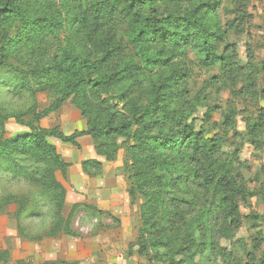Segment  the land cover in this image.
Segmentation results:
<instances>
[{"label": "trees", "instance_id": "16d2710c", "mask_svg": "<svg viewBox=\"0 0 264 264\" xmlns=\"http://www.w3.org/2000/svg\"><path fill=\"white\" fill-rule=\"evenodd\" d=\"M38 1L28 0L33 6L24 10L19 0H0V18L9 21L17 18L24 25L17 30L18 36L11 38L15 43L21 40L24 30L35 33L29 39L34 40L29 54L34 63L28 70L44 81L40 90L53 95V106L26 122L17 115L7 116L29 130L25 135L16 136L15 141L21 140L16 146L38 149L49 159L54 170L56 206L61 216L45 238H55L59 231L66 236L81 238L67 227V222L80 210L92 209L95 218L111 219L116 226L119 225L109 214L89 204L76 205L68 216H64L65 190L57 182L55 174L60 173L65 179L69 164L47 140L56 138L78 148L76 140L82 136L90 137L96 154L108 162L123 152L120 171L128 184L127 193L134 202L136 197L145 200L139 212L143 228L147 227L148 218L156 206L160 205L161 209L163 203L169 202L181 210L171 195L180 191L184 193L183 188L192 191L190 185L196 184L201 192L197 201H205V193L212 185L215 186L221 195L226 219L236 229V198L240 196L242 201H246V192L236 186L222 164L213 160L219 141L206 138L203 129L195 130L194 119H191L193 103L186 84H182L190 72L185 64L174 62L187 59L188 52L192 51L198 54L197 62L201 68L217 66L224 75L227 74L225 72L236 74L242 70L236 63L235 48L232 50L226 46L223 51L221 49L231 31V23L229 30L220 23L218 11L221 0H76L72 10L74 20L81 23L85 33L82 34L80 55L74 54L75 48L70 42H62L58 38L43 39L45 34L39 37L40 31L55 32L65 22L55 14H46L48 7L45 5L52 6L54 0ZM239 16L242 19L243 15ZM232 28L238 29L239 24L232 25ZM2 51L0 48V62L5 60L1 58ZM160 68L167 69L163 84L138 97L136 94H139L143 73L153 74ZM245 70L256 78L254 66L250 64ZM250 87H255V84ZM104 94L108 97L102 99ZM71 96H74L73 101L86 122L85 131L65 136L59 126L50 129L38 127L41 118L57 110ZM120 105L121 109L118 108ZM5 119L0 117V121ZM81 167L89 177L99 176L102 170L101 163L91 160L82 162ZM213 167H219V171L214 173ZM177 210L164 221L167 229L171 230L169 233L177 234L174 240L183 237L179 226L183 227L184 223L179 217L184 212L179 215ZM185 217L188 218L185 228L190 227V217L188 214ZM153 230L152 226L146 228L149 237ZM141 231L136 241L128 245L129 256L142 254L144 242L140 239ZM163 241L169 242V238ZM9 259L7 251L0 254V264H7Z\"/></svg>", "mask_w": 264, "mask_h": 264}, {"label": "rangeland", "instance_id": "374dc122", "mask_svg": "<svg viewBox=\"0 0 264 264\" xmlns=\"http://www.w3.org/2000/svg\"><path fill=\"white\" fill-rule=\"evenodd\" d=\"M75 1L54 0L52 6L46 4V14H55L65 23L55 32L40 31L39 37L45 34L43 39L58 38L70 42L75 48L74 54L80 55L82 34L85 33L81 23L74 20ZM19 4L24 10L33 6L28 0H19ZM239 15H243L242 19ZM218 16L224 29L231 28L221 49L235 48L236 63L242 70L224 75L217 66L201 68L197 62L198 54L192 51L188 52L187 59L174 62L185 64L190 72L182 84H186L193 103L191 119H194L195 130L203 129L206 138L219 141L213 160L228 170L238 188L245 190L246 201L240 196L236 198L238 226L234 229L226 219L221 195L215 186L204 192L205 201H197L201 192L196 184L193 187L191 184L192 191L183 188L184 193L171 195L181 210L169 202L163 203L161 209L160 205L156 206L147 227L144 226L154 228L149 237L139 217L145 200L136 197L138 222L135 229L137 235L142 230L140 239L144 242L140 264H264V0H221ZM234 24H239V28L233 29ZM23 27L17 18L11 21L0 18L1 58H5L0 62V117L6 118L0 121V254L11 253L7 264H14L22 255L27 241L43 240L61 216L56 206L54 170L49 159L34 147H17L16 143L21 140L15 141L16 136L25 135L29 130L7 117L17 115L26 122L53 106V95L40 90L44 81L29 72L34 63V58L29 57L34 40L29 39L35 33L26 29L19 42L11 40ZM250 64L256 69V78L245 70ZM166 71V68H160L153 74L143 73L136 95L141 97L154 86L163 84ZM251 84L255 87L251 88ZM107 97L104 94L101 98ZM73 99L71 96L57 110L41 118L38 127L44 129L41 123L46 118L50 128L57 127L60 113L79 112ZM212 171L217 173L219 167H213ZM176 210L179 215L184 212L179 217L184 223L183 227L179 226L183 234L180 240H174L177 234L169 233L171 230L164 225ZM63 213L68 216V211ZM185 214L191 222L186 228L188 218ZM104 219L95 218L92 209L80 210L67 222L70 224H66L72 233L86 240L96 236L98 229H109ZM111 228L116 229L115 222ZM55 235L63 236L64 233L59 231ZM114 236L118 240V236ZM167 237L169 242H164Z\"/></svg>", "mask_w": 264, "mask_h": 264}, {"label": "crops", "instance_id": "0c3cea01", "mask_svg": "<svg viewBox=\"0 0 264 264\" xmlns=\"http://www.w3.org/2000/svg\"><path fill=\"white\" fill-rule=\"evenodd\" d=\"M47 119L41 123L44 129L51 127ZM58 124L65 136L86 130V122L76 110L60 113ZM47 141L69 164L65 179L60 173L56 174L57 182L65 190L64 211L69 213L76 205L89 204L109 214L119 225L116 229L111 228L113 222L106 218L104 220L109 231L107 228L106 231L98 229V234L91 239L63 235L27 241L25 251L16 258L14 264H140L137 254L129 256L127 253L128 245L134 243L137 237L138 205L130 199L127 181L120 171L123 152L120 151L114 161L108 162L96 154L88 136L76 140L78 148L56 138H48ZM87 160L101 163L99 176L89 177L82 171L81 164ZM115 234L118 240L113 238Z\"/></svg>", "mask_w": 264, "mask_h": 264}, {"label": "water", "instance_id": "95a60500", "mask_svg": "<svg viewBox=\"0 0 264 264\" xmlns=\"http://www.w3.org/2000/svg\"><path fill=\"white\" fill-rule=\"evenodd\" d=\"M9 1V0H8ZM3 10H4V8H3Z\"/></svg>", "mask_w": 264, "mask_h": 264}]
</instances>
